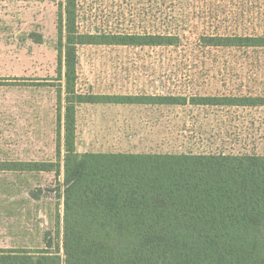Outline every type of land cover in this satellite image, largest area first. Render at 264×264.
Listing matches in <instances>:
<instances>
[{
  "label": "rangeland",
  "instance_id": "1",
  "mask_svg": "<svg viewBox=\"0 0 264 264\" xmlns=\"http://www.w3.org/2000/svg\"><path fill=\"white\" fill-rule=\"evenodd\" d=\"M78 3L82 33L177 37L173 45L78 46L77 90L93 99L77 106L78 151L264 155V105L194 104L205 96L264 98V47L207 44L212 35H263L264 0ZM58 14L55 1L0 0V160L61 163L60 175L0 171V247H42L62 228ZM116 96L188 103L108 102Z\"/></svg>",
  "mask_w": 264,
  "mask_h": 264
},
{
  "label": "trees",
  "instance_id": "2",
  "mask_svg": "<svg viewBox=\"0 0 264 264\" xmlns=\"http://www.w3.org/2000/svg\"><path fill=\"white\" fill-rule=\"evenodd\" d=\"M13 1V0H10ZM59 5L64 82L62 228L42 247H0V264H264V155L224 152H80L77 90L82 44L173 45L172 35H95L78 25V0ZM208 45L264 47L263 35H212ZM108 102L186 104L187 97L116 96ZM190 103V102H189ZM204 106H259L255 96H205ZM2 172H55L61 163L0 160ZM38 198V195L31 193Z\"/></svg>",
  "mask_w": 264,
  "mask_h": 264
}]
</instances>
